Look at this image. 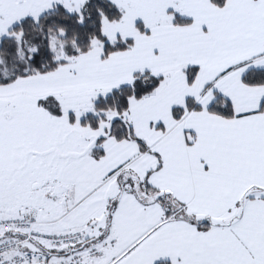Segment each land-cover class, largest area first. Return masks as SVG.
Wrapping results in <instances>:
<instances>
[{
    "label": "snow or ice",
    "instance_id": "snow-or-ice-1",
    "mask_svg": "<svg viewBox=\"0 0 264 264\" xmlns=\"http://www.w3.org/2000/svg\"><path fill=\"white\" fill-rule=\"evenodd\" d=\"M0 264H264V0H0Z\"/></svg>",
    "mask_w": 264,
    "mask_h": 264
}]
</instances>
